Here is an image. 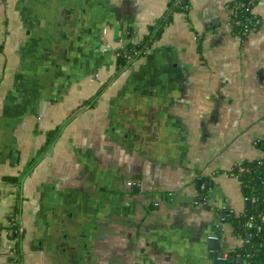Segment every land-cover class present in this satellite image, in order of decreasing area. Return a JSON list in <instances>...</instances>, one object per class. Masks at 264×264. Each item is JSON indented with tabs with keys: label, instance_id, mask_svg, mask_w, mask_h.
I'll return each mask as SVG.
<instances>
[{
	"label": "crops",
	"instance_id": "1",
	"mask_svg": "<svg viewBox=\"0 0 264 264\" xmlns=\"http://www.w3.org/2000/svg\"><path fill=\"white\" fill-rule=\"evenodd\" d=\"M3 2L0 264H213L222 228L224 249L241 245L222 219L247 209L230 169L263 157L264 0L246 38L231 0H192L121 70L115 49L169 0ZM17 194L19 246L7 234Z\"/></svg>",
	"mask_w": 264,
	"mask_h": 264
},
{
	"label": "trees",
	"instance_id": "2",
	"mask_svg": "<svg viewBox=\"0 0 264 264\" xmlns=\"http://www.w3.org/2000/svg\"><path fill=\"white\" fill-rule=\"evenodd\" d=\"M3 1V3H5L6 0ZM251 1L252 0H235L232 3L233 5H236V3L239 4L237 19L242 22V25H234V27L235 32L237 35L241 36V38H246L248 34H251L250 32H246L245 29H255V31H257L261 25L260 17L254 12V6L259 0H255L256 3L254 5ZM241 4H243V6ZM191 5L192 0H169L163 15L156 23L149 25L148 33L145 34V36L137 40H129L128 45L124 44L115 49L114 56L117 70H121L130 63L128 55L133 54L135 51H139V55L145 54L151 44L163 34L166 26L174 19L175 12L189 13L190 9H192ZM256 20H259V23H256ZM123 37L126 38L127 35H123ZM260 147L263 150V157L253 160H242L239 164L243 166L244 170H240L238 166L234 165L229 171L231 176L232 174L236 176L245 198H248V201H250L244 213L238 215L230 214L235 233L249 239V243L238 245L235 247L234 251L231 252V257L233 258L231 264H264V221L261 219L264 213V141L261 142ZM31 165L28 166V168L31 167ZM21 180L22 175H9L3 178V182H6L5 184H10V186L15 187L20 185ZM1 191L0 189V194ZM11 193H17V191ZM15 197L16 200L9 214V227H11V229L7 231V234L9 236L11 235V238L17 236L14 230L16 225H14L13 222H17L21 211L19 195L17 194ZM253 198H256V201H253ZM228 214L229 213H225L224 219H228ZM2 229L3 228L0 227V235ZM19 242L20 239L16 240L17 246H19ZM10 261L11 263H18L17 258L10 259Z\"/></svg>",
	"mask_w": 264,
	"mask_h": 264
},
{
	"label": "built area",
	"instance_id": "3",
	"mask_svg": "<svg viewBox=\"0 0 264 264\" xmlns=\"http://www.w3.org/2000/svg\"><path fill=\"white\" fill-rule=\"evenodd\" d=\"M234 1L235 0H231V2L228 4V10L231 14V17L234 20V25L240 26V25H242V22L237 19V16H238L237 9L239 8L238 7L239 4L236 3V5H233L232 3ZM251 3L254 5L256 2H255V0H252ZM241 5L243 6V4H241ZM256 23H259V20H256ZM245 31L253 33V32H255V29L254 30L253 29H247V30L245 29ZM139 53H140L139 51H135L133 54L128 55L129 62H131L135 58H138L139 56H141V55H139ZM235 165L238 166L240 170H244L243 166H241L239 163H236ZM232 176L234 178H236L235 175L232 174ZM245 199L248 200V198H245ZM253 201H256V198H253ZM261 219H262V221H264V213L262 214ZM13 224L16 225V228L14 229L16 232V235H17L14 238L15 242H16V240L21 239V235L23 234L24 228H23L22 224L20 223V221H18V220H17V222H13ZM209 238H217V236L216 235H209ZM240 238L242 239V244L249 243L248 238H244L242 236ZM235 247H237V246L226 247L225 249L222 247L221 249H219L217 251L218 258L233 261V258L231 257V252L234 251ZM210 251L215 252L216 250H210ZM16 253H17V247H16V245H14L13 247L10 248V254L12 256H14V255L16 256L17 255Z\"/></svg>",
	"mask_w": 264,
	"mask_h": 264
},
{
	"label": "water",
	"instance_id": "4",
	"mask_svg": "<svg viewBox=\"0 0 264 264\" xmlns=\"http://www.w3.org/2000/svg\"><path fill=\"white\" fill-rule=\"evenodd\" d=\"M129 40H130V38L127 37V39L125 40L126 45H128ZM105 48L110 49V47H105ZM204 180H206L205 184H204ZM134 186H138V185L136 184ZM213 187H214V183L212 181H210L208 178H206V179L199 178V179H197L196 184H195V188L199 192H203V194L208 189H213ZM199 200L202 202L201 198ZM246 201H247L246 204L248 206L250 201H248V200H246ZM224 206L226 207V204H224ZM228 212L229 211L225 210V213H228ZM227 218L231 221V215H228ZM222 221L225 222L226 219H222ZM224 233H225V231L222 228V229H219L218 232L209 234V235H216L217 236V238H208V242H209V248L208 249L216 250L215 252L208 250L209 251V259L212 261L213 264H231L232 263V260L219 259L218 255H217L218 254L217 251L222 248Z\"/></svg>",
	"mask_w": 264,
	"mask_h": 264
}]
</instances>
